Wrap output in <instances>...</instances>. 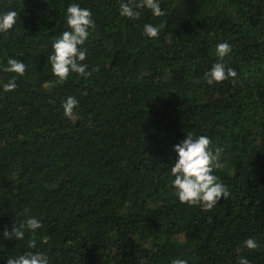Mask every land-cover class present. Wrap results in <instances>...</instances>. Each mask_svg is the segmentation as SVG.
Wrapping results in <instances>:
<instances>
[{
	"label": "trees",
	"instance_id": "1",
	"mask_svg": "<svg viewBox=\"0 0 264 264\" xmlns=\"http://www.w3.org/2000/svg\"><path fill=\"white\" fill-rule=\"evenodd\" d=\"M121 2L139 0H0V14H18L0 33V264L27 252L49 264H264V0H158L165 15L139 19L121 16ZM70 4L95 22L81 46L91 75L61 84L48 57ZM225 42L220 62L237 78L208 85ZM9 58L23 76L3 71ZM187 134L222 150L213 174L230 195L210 211L172 186ZM29 218L42 227L4 237Z\"/></svg>",
	"mask_w": 264,
	"mask_h": 264
},
{
	"label": "clouds",
	"instance_id": "2",
	"mask_svg": "<svg viewBox=\"0 0 264 264\" xmlns=\"http://www.w3.org/2000/svg\"><path fill=\"white\" fill-rule=\"evenodd\" d=\"M151 11L153 16L161 17L165 15L158 0H139L138 3L121 2L120 15L129 19H139L141 12L139 9ZM17 12L8 11L0 14V33H7L13 29L17 21ZM67 29L53 42V54L48 57L52 66V74L57 78V82L63 84L71 73H77L87 78L91 75L88 65L83 63L86 60V51L81 48L88 40L90 29L95 28L90 9L82 8L79 4H70L67 7L66 15ZM159 27L152 24L144 26V35L149 38H157ZM231 46L228 43H219L216 46V62L210 71L206 72L204 79L208 85L223 83L231 78L233 82L237 78V72L231 68H225L220 62L230 54ZM98 71V69H94ZM5 73H13L23 76L26 72V65L16 59L9 58L7 65L3 67ZM17 87L15 78L3 85L5 92H11ZM78 100L73 96H68L62 104L64 114L68 118H75L74 109L78 107ZM178 154L171 167L172 186L176 190V195L181 203L189 206H200L205 211L212 210L218 202L226 199L230 193L225 185L218 182V178L213 174L214 170L220 169L223 165L220 161L221 149L215 151L211 149V140L207 136L193 137L186 135V139L175 146ZM42 225L35 218L21 221L17 227L13 224L11 231L4 229L5 238L15 237L23 240L25 229L35 232ZM244 245L249 250H255L258 244L254 238H248ZM28 247H37L35 239L28 242ZM6 264H49L47 256L40 252H27L23 255L7 259ZM141 264H144L141 261ZM172 264H188L186 260L174 259ZM237 264H249L245 257L238 259Z\"/></svg>",
	"mask_w": 264,
	"mask_h": 264
}]
</instances>
